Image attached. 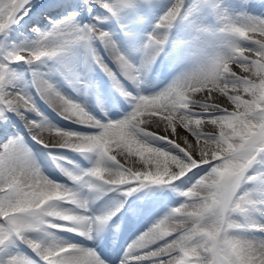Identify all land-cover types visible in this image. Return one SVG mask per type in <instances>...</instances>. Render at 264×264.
<instances>
[{
    "label": "snow or ice",
    "instance_id": "1",
    "mask_svg": "<svg viewBox=\"0 0 264 264\" xmlns=\"http://www.w3.org/2000/svg\"><path fill=\"white\" fill-rule=\"evenodd\" d=\"M84 3L90 11L99 5L114 16L140 7V0ZM183 5L184 0H175L156 24L161 31L149 34L143 66L153 63L163 51L167 30L181 15ZM31 11L32 0H0V34H6ZM76 16L71 13L45 32L34 29L40 35L33 47L0 60V135L7 136L0 143V264H106L95 249L68 242L50 229L91 238L92 229L106 224L120 209L89 216L64 207L87 209L88 202L73 188L45 176L24 137L11 135L6 127L12 112L22 119L26 112L43 115L30 94L15 89L19 74L10 63L42 62L81 42L112 78L114 87L131 95L93 41L103 43L127 79L137 81L140 66L121 51L110 32L98 23L81 25ZM101 19L95 17L96 21ZM221 31L230 37L227 52L180 77L164 91L140 96L131 114L107 123H101L33 69L37 92L64 118L102 129L78 133L46 120L25 119L33 139L46 147L96 154L94 166L85 173L66 172L75 182L102 191L105 186L165 185L190 173L198 176L183 191L184 202L129 245L120 264H264V236L255 234L264 232V224L236 219L264 203L238 191L257 157L264 155V17L227 19ZM232 65H238L244 74L238 75ZM72 75L78 79L80 73L73 71ZM223 98L235 107H222ZM205 126L211 131H204ZM36 232L46 233L48 239L35 238L32 234ZM21 243L34 255L22 251Z\"/></svg>",
    "mask_w": 264,
    "mask_h": 264
},
{
    "label": "rangeland",
    "instance_id": "2",
    "mask_svg": "<svg viewBox=\"0 0 264 264\" xmlns=\"http://www.w3.org/2000/svg\"><path fill=\"white\" fill-rule=\"evenodd\" d=\"M225 1L226 0H187V2H184L182 14L184 16V20L189 24L188 29L190 30L192 28H197V29H199V32L197 34H195L198 36V39H195L193 41L189 40L190 43H186L187 45L181 51H184V50L188 51L191 48V50L194 54H198L200 52V54L202 56L201 61H200V66H204V65L210 63L215 57H217L218 55L223 54V53L228 51V40L230 39V37L228 36L227 33H224L221 31V29L223 28L227 19L243 21L244 19H246L249 16L264 17V12H262V9H264V4L263 5L258 4V2H259L258 0H256V1L255 0H229L227 4L225 3ZM166 2H167L166 4H163L162 6L158 7V13H157V8L152 9L153 17H154L153 19H149L147 16H145L143 10H141L139 8V10H140L139 21L140 22H152L153 20L160 19L161 16L172 6V4L175 3V0H166ZM221 2H223V6L225 8L226 7L227 8L236 7V17H234L235 14L230 15V13L234 9H226V10L223 9ZM238 8H240L239 12H237ZM258 8H260V10H257ZM241 9H243V11H241ZM124 10H122L116 16L118 17L119 22L121 21L120 25H122L123 30L128 31L127 27L124 24L126 21V17L125 16H124V18L121 17V15H123L121 13ZM211 10H213V13H211ZM91 14H93V16H95V17L100 16L101 18H104V14L101 12L100 9H99V11L94 9L93 12H91ZM211 14L213 15V18H214L213 22L208 21V15H211ZM65 17H69V16H67V13H65V15L61 16L60 18L52 17V19H54L55 20L54 22H56V21L62 20ZM76 19L79 21V23L81 25H84V23L82 22V20H80V18H76ZM90 21H91V23H93V22L98 23L99 22V21H96L94 18H91ZM128 22H133V21H128ZM157 23H158V21L156 22V24ZM98 24L100 27L103 28L101 23H98ZM130 25H132V24H130ZM53 26H54V23H52L51 25H48V27H50L49 29L47 27H41V31L42 32L48 31ZM201 29H205L204 33L202 32ZM104 30H106L108 32L112 31L111 28H109V27H107ZM183 30L185 32V28H183ZM157 31H161V30L157 29ZM39 35H40V32L36 33V35H34V36L27 34V37H26L27 41H22V43L20 42V45H16V41L10 42L9 41L10 37L8 39L6 37L3 38V40L0 42V60H7V57L9 55L14 54L18 51H21L23 49H30L31 47L34 46L35 42L39 39ZM126 35L128 36V34H126ZM205 35H208V37H213V39L207 38V37H205ZM200 40H203L201 42V44L198 43ZM194 42H196L197 44H192ZM208 43L209 44L215 43L221 47V50H218V55H216V56L213 55L214 53L212 52V50L211 49L208 50L206 48V44H208ZM142 44H143V42L141 40H139V44H137V45L126 44V45H128V47L131 48V50H133L134 52H136V54H138V56L135 58V62H136V64L141 65V66H143V60H144V55H145V51H146V49L144 48V52L140 56L139 52H140L141 48L144 47V45H142ZM180 45H182V44H180ZM192 45H195L196 47H192ZM85 48L88 49L86 44L84 42H81L80 44L74 45L70 51L63 53L62 55H60L58 57L50 58V60H51L49 62L51 65V66H49L50 69H52V66H54L56 69H61V64H62V68H63L65 65H67V60H66L65 56L67 54H72L73 58L70 59V63L67 66L71 67V69L73 68V70H71L72 72L73 71L77 72L78 65H80L82 63L90 64L89 60L92 61L91 57H89L88 52ZM46 59H49V58H46ZM22 62L26 65V67L28 69L31 70L29 73H33V69H36L37 74L43 75L45 78L50 79V81L52 79L51 74L54 75L56 73L55 71H52L49 73L48 68L46 67L45 61L41 62V64H43L44 66H38V64L40 62L31 64V65L28 64L26 61H22ZM10 67L12 69H14L19 74V78L14 81L15 89L17 91H26L28 94L31 95V92L28 91V89L25 87V84L28 83L29 81L27 80L28 75H25V76L22 75L24 72V69L23 68H15L16 66L11 65V64H10ZM143 67L144 68L146 67V69L148 70V66H143ZM231 67L233 68L234 71H237L238 75L244 74L243 70L240 69L238 65H232ZM43 73H45V74H43ZM72 76L73 75L71 73V76H69V77H72ZM31 79L34 80V74H31ZM72 79H73V77H72ZM78 80H82V79L80 78ZM84 87L85 86H83L82 88L84 89ZM240 94L245 95L244 93H240ZM98 96L100 97L101 104L105 105L108 102L106 93L103 89L98 91ZM98 96H97V98H98ZM245 98H247L246 95H245ZM223 100H224V103H222V105H224V104H225L224 106L227 105L229 107V110L230 109L232 110V108L235 107L234 105L231 104L230 101H227L226 98H223ZM80 103L84 107V103L83 102H80ZM19 118L24 124H25V119L37 120V121L42 120V119H40V117L39 118H31L28 115L25 116V119H22L20 116H19ZM56 127H58V126H56ZM66 129H72V128L68 127ZM203 130L204 131H211V127L205 126ZM69 131H71V130H69ZM6 139H7V137L4 140H6ZM4 140H2L0 143H2ZM153 142L155 144H157V146H165V145H163V142H160V141H153ZM55 150H56L55 147H50V153L49 154H51ZM57 154H58V152L55 151L54 156H52V158H51V161H52L54 167H57V161H58ZM32 157L36 161L38 166L41 169L45 170L44 169L45 164H43V162L40 161V159L38 157L33 156V155H32ZM257 160L264 161V155L258 156ZM255 165L256 164L254 163L252 165V167L248 170V173H247V177H251V179H253L254 175L255 174L257 175V172H258V169H255ZM193 177H194V181L185 185V187L182 189V191L187 190V188L192 183H194L195 180L198 178V176H194V175H193ZM57 182H59V181H57ZM244 186H245V183L242 182L241 187L238 190L240 194H242L241 190ZM182 198H184L183 199V202H184L185 197L183 195H182ZM183 202H181V203H183ZM178 206L179 205H177L176 207H178ZM32 235L34 236V234H32ZM37 239H40V238H37Z\"/></svg>",
    "mask_w": 264,
    "mask_h": 264
},
{
    "label": "bare ground",
    "instance_id": "3",
    "mask_svg": "<svg viewBox=\"0 0 264 264\" xmlns=\"http://www.w3.org/2000/svg\"><path fill=\"white\" fill-rule=\"evenodd\" d=\"M172 84V83H171ZM171 84H169L168 86H166V87H162V88H160V89H154V90H145V91H142V90H140V89H138V88H134L135 90H136V93H135V98H134V100H133V104H132V106L123 114V115H121L120 117H113L112 119H107V120H105L104 121V123H107V122H109V121H115V120H119V119H123L125 116H128L129 114H131L133 111H134V109H135V105H136V103H138V100H139V97L140 96H142V95H148V96H151V95H155V94H158L159 92H161V91H164L165 89H167ZM217 95H219V94H217ZM100 131H102V129H99L98 131H91V132H89V133H98V132H100ZM45 135H47V134H45ZM54 135V134H53ZM119 158V157H118ZM36 162V161H35ZM74 175H79V172L76 170V171H71ZM43 173V172H42ZM44 174V173H43ZM46 176V175H45ZM71 188V187H70ZM74 190H76L78 193H79V195L81 196V192L79 191V190H77V189H75V188H73ZM91 197H92V195L90 194V195H88V196H84L83 197V199H85V200H87V202L91 199ZM248 217H251V215H249L248 214ZM61 238V237H60ZM138 237H134V238H132V239H130L128 242H127V244H126V250L128 249V247H129V245H131L136 239H137ZM124 247V248H125Z\"/></svg>",
    "mask_w": 264,
    "mask_h": 264
}]
</instances>
